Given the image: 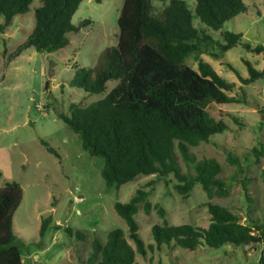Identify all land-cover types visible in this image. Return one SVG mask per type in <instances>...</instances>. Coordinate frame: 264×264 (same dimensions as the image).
<instances>
[{"label": "rangeland", "instance_id": "rangeland-1", "mask_svg": "<svg viewBox=\"0 0 264 264\" xmlns=\"http://www.w3.org/2000/svg\"><path fill=\"white\" fill-rule=\"evenodd\" d=\"M185 1L194 14L195 25L204 26L215 40L223 41L221 31L206 27L195 15L196 0ZM245 1L248 11L226 22L224 29L242 34L243 41L253 46L264 45V0ZM123 2L83 0L72 21L78 25L90 19L92 23L70 33L69 44L55 52L41 53L28 47L9 59L32 32L39 0L0 33V187L5 180H16L23 188L14 222L24 264H83L81 258L91 254L95 236L106 241L114 228L123 229L128 236V225L117 213L115 203L130 201L138 189L147 192L146 199L152 204L147 214L141 203L135 216L146 246L154 242L152 228L156 224L207 227L211 220L208 202L227 207L253 225L264 222V154L258 157L254 152V148L264 150V53L248 51L241 44L221 53L213 42L202 44L200 52L184 60L198 70L199 60L204 59L227 80L236 82L229 94L239 102L210 107L211 114L225 120L229 129L191 147L198 159L213 157L221 163L220 176L232 186L222 196H210L201 185L184 196L175 189L173 175L167 178L168 183L153 174L140 175L120 187H108L102 176L104 159L84 150L79 134L60 117L69 113L71 103L88 105L102 99L117 84L110 80L104 92L92 94L72 85V80L77 69L95 67L102 52L117 44ZM153 2L160 10L169 0ZM245 59L263 71V76L250 84L242 83L228 66L230 62L242 77H248ZM176 154L182 169L193 172L178 149ZM229 157L238 159L239 164L230 162ZM46 217L53 221L41 236ZM57 225L62 229H56ZM65 227L83 232L84 239L70 236ZM262 258L261 242L219 248L204 245L197 250L165 245L154 251L148 248L146 256L137 253L138 264H260Z\"/></svg>", "mask_w": 264, "mask_h": 264}, {"label": "trees", "instance_id": "trees-1", "mask_svg": "<svg viewBox=\"0 0 264 264\" xmlns=\"http://www.w3.org/2000/svg\"><path fill=\"white\" fill-rule=\"evenodd\" d=\"M33 1L0 0V33L7 30L18 14L28 12ZM82 1L39 0L32 32L9 59L28 47L41 53L66 47L70 33L92 23L90 19L78 25L72 21ZM248 9L245 0H196L195 15L201 23L221 31L223 41H217L204 26L195 25L194 14L185 0H169L160 10L153 0H124L117 44L102 52L95 67L77 69L72 80V85L92 94L104 92L110 80L118 81L117 84L102 99L85 106L73 102L69 113L60 115L79 134L82 148L104 159L102 176L108 187H120L140 175L156 174L167 183V178L173 175L175 189L184 196L196 185H201L210 196L229 192L232 186L220 176L221 163L213 157L198 159L191 147L209 142L215 134L229 129L225 120L211 114L210 107L239 102V98L229 94L236 82L227 80L204 59L199 60L198 70L184 60L200 52L202 44L213 42L221 53L238 44L248 51L264 53V45L253 46L243 41L242 34L224 29L226 22ZM244 62L248 77H242L228 63L242 83L250 84L263 76V71L257 70L251 61ZM43 143L59 156L54 148ZM176 149L193 172L182 169ZM254 152L258 157L264 154L263 149L254 148ZM229 160L239 164L238 159L229 157ZM146 195L145 190L138 189L130 201L115 203L117 213L128 225V236L121 228L110 230L106 241L95 236L91 254L81 258L83 264H138L137 253L146 256L148 248L154 251L165 245L197 250L204 245L219 248L227 244H264V222L253 225L227 207L208 202L211 220L207 227L156 224L152 228L154 242L146 246L135 217L141 203L146 213H150L152 204ZM22 199L21 184L5 180L0 187V264H24L21 238L14 228L15 213ZM52 221V217L43 219L41 236ZM56 229L62 227L57 225ZM64 230L80 240L85 237L71 227ZM260 264H264V258Z\"/></svg>", "mask_w": 264, "mask_h": 264}, {"label": "crops", "instance_id": "crops-1", "mask_svg": "<svg viewBox=\"0 0 264 264\" xmlns=\"http://www.w3.org/2000/svg\"><path fill=\"white\" fill-rule=\"evenodd\" d=\"M16 214V213H15ZM15 218V217H14ZM15 220V219H14ZM14 228H15V222H14ZM22 259H23V262H24V258L22 257Z\"/></svg>", "mask_w": 264, "mask_h": 264}, {"label": "water", "instance_id": "water-1", "mask_svg": "<svg viewBox=\"0 0 264 264\" xmlns=\"http://www.w3.org/2000/svg\"><path fill=\"white\" fill-rule=\"evenodd\" d=\"M253 105V104H252ZM253 106H256V105H253Z\"/></svg>", "mask_w": 264, "mask_h": 264}]
</instances>
